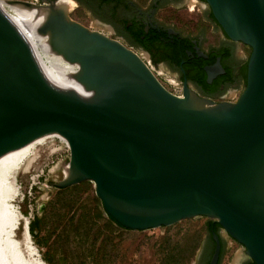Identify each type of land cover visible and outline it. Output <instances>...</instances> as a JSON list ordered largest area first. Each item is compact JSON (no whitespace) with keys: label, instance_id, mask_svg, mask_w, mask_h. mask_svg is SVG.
<instances>
[{"label":"water","instance_id":"obj_1","mask_svg":"<svg viewBox=\"0 0 264 264\" xmlns=\"http://www.w3.org/2000/svg\"><path fill=\"white\" fill-rule=\"evenodd\" d=\"M205 1L225 35L252 50L236 102L201 98L187 81L172 94L133 49L73 21V0L0 1V264H16L10 165L55 137L71 157L52 187L93 183L122 232L210 219L264 264V0Z\"/></svg>","mask_w":264,"mask_h":264},{"label":"rangeland","instance_id":"obj_2","mask_svg":"<svg viewBox=\"0 0 264 264\" xmlns=\"http://www.w3.org/2000/svg\"><path fill=\"white\" fill-rule=\"evenodd\" d=\"M67 12L73 21L127 45L123 40L113 36L108 29L91 27V19L84 8L77 6ZM133 50L145 60L166 89L176 96H182L183 84L180 81L147 60L144 54ZM238 50L239 56L243 58L250 54L248 48L242 45ZM243 91L244 89L238 93L241 94ZM239 94H235V102L240 97ZM40 145L36 146L35 155L18 172L17 185L20 194L15 204L23 219L18 230L19 239H22L26 224L30 231V223L36 216L43 222L35 235L31 232L30 234L46 264L200 262V246L207 242L206 225L210 219H187L169 227L122 232L116 225L110 224L104 208L96 200L98 197L93 183H86L81 187V190L87 189L84 193L67 194L65 196L67 201L61 203V197L59 198L56 187L52 185L65 178L67 174L65 166L70 162L71 151L59 137L44 141ZM51 203L52 207H49ZM73 204L75 207H72ZM222 234L226 242L232 245L231 253L224 264H235L241 257L246 256L245 248L224 230ZM181 252L184 253V257L171 255Z\"/></svg>","mask_w":264,"mask_h":264},{"label":"flooded vegetation","instance_id":"obj_3","mask_svg":"<svg viewBox=\"0 0 264 264\" xmlns=\"http://www.w3.org/2000/svg\"><path fill=\"white\" fill-rule=\"evenodd\" d=\"M9 1L44 5L61 0ZM73 1L88 11L99 25L112 30L113 36L147 54L154 65L174 74L183 88L187 81L189 88L199 97L215 103L235 102V97H232L234 92L239 94L240 90H245L252 50L225 35L205 0ZM241 45L250 52L247 58L239 56L238 48ZM203 78L207 86L202 83ZM222 231H219L221 252L218 264L225 263L232 249ZM212 247V242L201 244L200 262L197 264L210 263L211 259L207 262V258ZM245 255L235 264H255L246 250Z\"/></svg>","mask_w":264,"mask_h":264},{"label":"bare ground","instance_id":"obj_4","mask_svg":"<svg viewBox=\"0 0 264 264\" xmlns=\"http://www.w3.org/2000/svg\"><path fill=\"white\" fill-rule=\"evenodd\" d=\"M60 138L67 143L64 138ZM42 143L36 144L23 151L10 165L7 247L16 264H46L32 241L28 224H26L24 228L22 239L18 238V230L20 229L21 220L23 219L17 205L15 204L16 199L20 194V190L17 185L18 172L22 166H24L26 162H28L35 155L36 146ZM65 167L67 173L68 165Z\"/></svg>","mask_w":264,"mask_h":264},{"label":"trees","instance_id":"obj_5","mask_svg":"<svg viewBox=\"0 0 264 264\" xmlns=\"http://www.w3.org/2000/svg\"><path fill=\"white\" fill-rule=\"evenodd\" d=\"M245 71H246V69H245ZM246 82H247V80L245 81V87H246ZM202 83L205 84V86H207L206 83H205L204 78H203ZM86 183H87V182H86ZM86 183H82V184H79V185H76V186H73V187H70V188H66V189H58L59 198L61 197V198H60V199H61V203H64V202L67 201V197H65V196H66L67 194H69V193L76 192L75 195H79V194L84 193L85 191H87V189L81 190V187H83L84 185H86ZM57 200H58V199H57ZM96 200L98 201V203H100L101 207H103L102 202H101L99 199H97V198H96ZM49 207H52V203L49 204ZM72 207H75V204H73ZM47 216H48V215H47ZM109 222H110V224H114V225H116L118 228L125 230L124 228H122L121 226H119L114 220H112L110 217H109ZM42 223H43V222L41 221V219L38 218V216H36L35 219L30 223V232H31L33 235H35L36 232H37L38 230H40V228L42 227ZM206 229H207V232H208V239H207V242H212V244H213L212 251H211L209 257L207 258V262H209V260H210L211 257H212V254H213V248H214V243H213L214 241H213V237H212V232H216L217 234H219V231H220V229H222V228H221V226H220L217 222H215L214 220H208L207 225H206ZM183 254H184V253L181 252V253H177V254L172 253L171 255H172L173 257H175V256L184 257Z\"/></svg>","mask_w":264,"mask_h":264},{"label":"built area","instance_id":"obj_6","mask_svg":"<svg viewBox=\"0 0 264 264\" xmlns=\"http://www.w3.org/2000/svg\"><path fill=\"white\" fill-rule=\"evenodd\" d=\"M149 66V65H148ZM60 138V137H59ZM64 141V140H63ZM65 142V141H64ZM66 143V142H65ZM66 146H67V148L70 150V148H69V146H68V144L66 143Z\"/></svg>","mask_w":264,"mask_h":264}]
</instances>
